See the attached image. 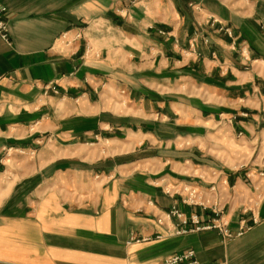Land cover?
Segmentation results:
<instances>
[{"label": "crops", "instance_id": "crops-1", "mask_svg": "<svg viewBox=\"0 0 264 264\" xmlns=\"http://www.w3.org/2000/svg\"><path fill=\"white\" fill-rule=\"evenodd\" d=\"M0 4V264H264V0ZM184 185L258 222L176 234Z\"/></svg>", "mask_w": 264, "mask_h": 264}, {"label": "built area", "instance_id": "built-area-1", "mask_svg": "<svg viewBox=\"0 0 264 264\" xmlns=\"http://www.w3.org/2000/svg\"><path fill=\"white\" fill-rule=\"evenodd\" d=\"M6 12L5 6L0 4V38L6 42L9 40L7 22L4 19V13ZM79 33L75 34L74 38H78ZM73 38V39H74ZM71 40L67 39L66 34L61 35L60 42L69 44ZM229 120L228 122H230ZM241 135V133H239ZM260 177H264V172L259 173ZM211 195L205 194L197 186L184 185L180 188H168L167 193L178 194L181 197V201L187 205L197 206L200 208L204 219L197 213L186 217L184 213L178 209L172 208L166 217L176 216L179 219L181 227L175 230L176 234H184L187 232L216 230L224 239H232L236 236L242 235L245 231L251 229V227L258 222L257 218L252 214L251 222H248L246 218H242L239 221V226L235 232L229 227L228 223L223 219V205L219 198L218 190L215 186L209 188ZM158 222H162V218H158ZM148 238H142L147 240ZM135 241H139L135 239ZM159 264H202L194 250H186L181 253H174L166 256ZM209 264H226L224 261H213Z\"/></svg>", "mask_w": 264, "mask_h": 264}, {"label": "rangeland", "instance_id": "rangeland-1", "mask_svg": "<svg viewBox=\"0 0 264 264\" xmlns=\"http://www.w3.org/2000/svg\"><path fill=\"white\" fill-rule=\"evenodd\" d=\"M240 162H237L236 164H239Z\"/></svg>", "mask_w": 264, "mask_h": 264}]
</instances>
